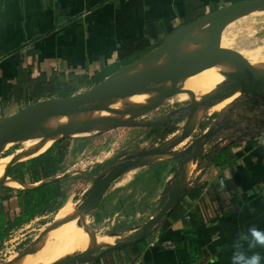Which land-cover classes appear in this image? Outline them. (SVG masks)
Segmentation results:
<instances>
[{
  "label": "crops",
  "instance_id": "0c3cea01",
  "mask_svg": "<svg viewBox=\"0 0 264 264\" xmlns=\"http://www.w3.org/2000/svg\"><path fill=\"white\" fill-rule=\"evenodd\" d=\"M239 1L245 0H0V113L11 103L47 99L86 77L98 82L128 69L184 27ZM35 116L32 125H41L53 114ZM240 121L223 126L207 143L205 163L148 229L143 249L129 246L126 264H242L238 257L257 254L264 264V245L248 238L251 227L264 231V126ZM188 176L175 190L184 189ZM15 182L21 186L10 188L26 187ZM220 192L227 197L224 206ZM154 240L170 241L175 249L150 247Z\"/></svg>",
  "mask_w": 264,
  "mask_h": 264
},
{
  "label": "rangeland",
  "instance_id": "374dc122",
  "mask_svg": "<svg viewBox=\"0 0 264 264\" xmlns=\"http://www.w3.org/2000/svg\"><path fill=\"white\" fill-rule=\"evenodd\" d=\"M209 19L210 17L192 26L193 28L190 27L186 32V38L174 39L179 35L175 33L171 41H164L151 54L128 69L115 72L98 82L86 77L73 84L69 83L65 89H62L63 92L57 94L54 90L50 97L44 100H65L99 85L102 87L115 84L138 74L146 76L172 64L184 65L189 60V48L193 47L194 43L202 42L196 50L201 48L200 53L204 51L205 54L209 51L211 54V47L208 50L202 48V45L210 41ZM218 33L219 45L224 50L233 51L249 72L261 68L259 72H250V76L256 88L264 93V7L245 10L238 16L224 19L218 27ZM160 51L164 53L162 58L149 66L153 56ZM147 68L151 71H146ZM248 76L249 73L243 72L230 56H223L181 83L180 80L185 77L175 81L165 77V80L157 79L145 89L124 96L125 106L127 104L131 106L126 109L124 115L117 122L98 128L88 135L112 128L117 123H123L125 130L113 131L106 144L92 157L88 156L89 144L79 148L80 144L90 136L71 137L73 135L66 133L59 135L57 138L63 137L61 139L65 142L62 141L66 143L64 162L55 169L42 162L40 166L33 167V170L50 173L46 181H59L64 197L57 199L50 211L12 230L0 242V264H5L12 257L20 256L36 244L57 246L68 240L67 233L62 227L55 226L54 220L64 204L69 202L73 205L80 200L82 192L77 193L72 189L75 179L79 177L90 180L88 190L86 188L83 193V197H87L88 207L85 209V227L74 232L72 237H77L82 232L94 236L106 235L112 244L138 237L143 225L155 217L173 193H182L188 188L197 169L205 163L206 156L210 153L205 152L206 145L216 137L205 138L207 132L218 127L222 129L223 126H232L239 120L242 124L243 122L258 123L264 126V101L254 99L249 92L251 85ZM177 82L180 83L178 87L177 84L172 90L167 89ZM157 90H160L157 94L160 97L147 101L146 97ZM178 91L187 94L189 98L181 97ZM137 96L141 97V100L144 99L143 103L140 102L139 109L140 104H137V107L133 106L139 102L136 101ZM214 96H218L217 99L208 103ZM37 102L36 99H28L19 105L11 103L0 113V121ZM200 102L205 103L198 107ZM178 110L180 112L177 113ZM32 124L30 123L27 128L36 125ZM139 127L141 128L138 129ZM262 129L264 130V127ZM16 143L19 142L10 139L5 144L1 142L0 158L10 153H24L29 147L26 144L19 143V146ZM48 147L40 152H46ZM146 152L148 154L131 160L115 180L100 192L103 177L122 158ZM163 156L170 157L149 162ZM22 173L26 180L23 184L26 187L11 188L14 192L0 191V196L42 184V182L37 185L29 184L28 180L31 176L26 169ZM186 174H189V178L188 182L185 181L184 189L175 190V186ZM5 186L10 188L21 185L13 183ZM155 225L156 223L151 224L149 231ZM130 250L129 247H124L107 252L101 257H98L100 251H96L89 256L73 257L64 264H94L97 259L103 264H126V251L130 252ZM32 264H44V261Z\"/></svg>",
  "mask_w": 264,
  "mask_h": 264
},
{
  "label": "bare ground",
  "instance_id": "6f19581e",
  "mask_svg": "<svg viewBox=\"0 0 264 264\" xmlns=\"http://www.w3.org/2000/svg\"><path fill=\"white\" fill-rule=\"evenodd\" d=\"M261 7L264 6L250 7L246 10H250L253 8L257 9ZM208 18L209 17H205L193 25L184 27L182 32L174 39L180 40L183 37L186 38L185 36L186 32L189 30L190 27L192 26L194 27L199 22L201 23L205 20H208ZM201 44L202 42L198 44L194 43L193 47L189 48L190 51L189 60L186 62V64L179 66V68H184L188 64L199 63L202 60L204 51L200 53L199 51L201 49L200 47H199L200 49L196 50L198 45ZM211 45L212 42L210 39V41H207L206 44L202 45V48L204 50L205 49L208 50V48H210ZM219 50L224 51L221 45H219ZM163 54L164 53L162 51L156 53V55L153 56L152 60L150 61L149 66H152L153 63L159 61L162 58ZM260 69L261 68H255L253 70H250V72H259ZM146 71H151V69L147 68ZM151 73H154V71ZM139 76H143V74H138L135 77H139ZM135 77L134 76L128 77L127 79H124L121 82L104 85L102 87L101 85H99L98 90H106L119 85L131 83ZM165 77L173 81L181 79V78H176L174 76L170 77L169 75L164 76L160 79L165 80L166 79ZM188 77L189 76L181 79L180 83L187 80ZM180 83L177 82L167 87V89L172 90L174 87H176L177 84L178 87ZM157 91H154L149 96H147L146 100L150 101L154 99L160 90ZM178 92L181 97L189 98L187 94L180 91ZM124 106H125L124 96L114 97V98H104L83 104L76 108H72L73 110L72 109L66 110V112L61 111L58 113V115H56L57 113H54L53 117H51V119H48L49 122L47 124H41V125L38 124L35 126H30L27 129L25 128L30 123H34L32 117H37V116L35 115L26 116L22 124L14 131L16 133L13 132L11 135H5L0 140V143L4 142V144L10 139L29 146L24 153L20 152L17 153L15 156H7V157H2V159H0V184L9 185L16 183L14 180L2 175V171L5 168H8L18 162L28 159L31 156L37 155L42 149L48 147L61 134L66 133L73 136H86L90 132L98 128H102L105 127L106 125L108 126L116 122L123 116V113L125 111ZM38 117H45V115H41V116L39 115ZM100 192H102V189L100 190ZM83 193L81 195L80 200L76 204L70 205V203L67 202L62 206V208L58 211V213L55 216L54 225L57 227H62L65 233H67L66 235L69 237L68 240L62 242L57 246L52 244L48 245L42 243L36 244L28 249L26 248L27 250L24 251L20 256L10 258L5 264H32L43 261L44 264H64L73 257H85L91 255L92 253H95L100 249H104V248L106 249V247L109 248L110 240L109 237L106 235L101 236L97 234V236H94L82 232L78 234L77 237L74 238L72 237L74 232H76L78 229H83L85 227L84 225V221L86 220L85 209L88 207V202H87V197L86 196L83 197Z\"/></svg>",
  "mask_w": 264,
  "mask_h": 264
},
{
  "label": "water",
  "instance_id": "95a60500",
  "mask_svg": "<svg viewBox=\"0 0 264 264\" xmlns=\"http://www.w3.org/2000/svg\"><path fill=\"white\" fill-rule=\"evenodd\" d=\"M257 6H264V0H247L218 9L213 13H211V15L209 16L210 19H209L208 31L212 42L211 45L212 53L209 54V51L206 52L199 63L188 64L184 68H179L178 64H172L154 73L143 76L135 82L119 85L106 90H98V87L96 86L93 89H90L80 94L73 95L65 100L51 99V100L38 101L37 103L29 105L26 108L21 109L18 113L11 115L0 121V140L5 135H11L22 124L24 118L28 115H38V116L49 115V114L59 113L61 111L70 110L72 108L79 107L83 104L104 98H114V97L131 95L137 91H141L145 89L151 82L160 79L164 76L170 75L176 78H183L193 75L195 72L207 68L208 66H210L212 63H214L223 56H230L232 61L243 69V72L249 73L248 80L251 85L249 92L252 94L254 99H260L264 101V93L256 88L253 82V78L250 76L249 69L244 65L243 62L239 60L237 55L233 51L219 50L218 27L221 24V22L228 17H235L242 14L246 9L250 7H257ZM217 97L218 96L211 97L208 103L214 101L215 99H217ZM204 103L205 102H200L197 106L198 107L202 106ZM220 129H221L220 127L213 129L209 131L207 134H205L204 137L208 139H212L214 136L217 135ZM146 154H148V152L136 153L122 158L120 162L117 163L114 167H112L103 177L100 183V189L109 186L115 180V178L131 163V160L136 159L138 157H142ZM178 198H179L178 193L170 196L166 200L164 205L160 208V210L155 215V217L151 218L143 225L141 234L138 237L129 241L116 243L112 247L103 249L98 253V257L103 256L105 253L109 252L112 249L116 250L124 247H129L132 245H136L139 242L145 240L147 238V233L150 225L159 222L165 216V214L171 209V207L174 205V203L177 201Z\"/></svg>",
  "mask_w": 264,
  "mask_h": 264
},
{
  "label": "trees",
  "instance_id": "16d2710c",
  "mask_svg": "<svg viewBox=\"0 0 264 264\" xmlns=\"http://www.w3.org/2000/svg\"><path fill=\"white\" fill-rule=\"evenodd\" d=\"M140 128L141 127L138 129ZM124 130L125 127L122 124L117 123L113 128L93 132L94 134L91 133L88 135L90 137L85 139L84 142L80 144L79 148H83L84 144H89L90 148L88 156L92 157L106 144V141L113 131L123 132ZM61 138L63 137L57 139L46 152H43V154L41 153V155L39 154V156L37 155L32 159L17 163L5 170V176L23 184L26 183V180L23 177L22 171L26 169L31 176L28 180L29 184H37L40 182H42V184L30 189L20 190L16 193L0 196V242H2V240H4L12 230L20 228L24 224L33 220L35 217L41 216L50 211L57 199L64 197V192L62 191L59 181H46L50 177V173H43V171L37 172L33 170V167L36 165L40 166L42 162L46 163L53 169L64 162L66 143H64L65 141ZM89 184V179L79 177L75 179L72 189L77 193H80L83 192ZM0 191L14 192L13 189L5 185L0 186ZM216 197L221 206H224L225 203H227V197L223 192L218 193ZM143 247L144 240L131 246L132 250L135 252H140ZM110 251H113V249Z\"/></svg>",
  "mask_w": 264,
  "mask_h": 264
},
{
  "label": "clouds",
  "instance_id": "9594fccd",
  "mask_svg": "<svg viewBox=\"0 0 264 264\" xmlns=\"http://www.w3.org/2000/svg\"><path fill=\"white\" fill-rule=\"evenodd\" d=\"M248 238H250L254 244L264 245V231L258 230L255 227L248 229ZM238 259L242 264H260L261 257L257 254L251 257L240 256Z\"/></svg>",
  "mask_w": 264,
  "mask_h": 264
},
{
  "label": "built area",
  "instance_id": "2783aa9c",
  "mask_svg": "<svg viewBox=\"0 0 264 264\" xmlns=\"http://www.w3.org/2000/svg\"><path fill=\"white\" fill-rule=\"evenodd\" d=\"M186 219L188 220L189 217L186 216ZM149 246L150 247H161L162 249H165V250H173L175 249V245L170 242V241H158V240H154L152 241L151 243H149Z\"/></svg>",
  "mask_w": 264,
  "mask_h": 264
},
{
  "label": "flooded vegetation",
  "instance_id": "af4514ba",
  "mask_svg": "<svg viewBox=\"0 0 264 264\" xmlns=\"http://www.w3.org/2000/svg\"><path fill=\"white\" fill-rule=\"evenodd\" d=\"M245 1H247V0H245ZM240 2H243V1H239V2H237V3H240ZM237 3H235V4H237ZM136 98V101H141V97H139V96H137V97H135ZM139 102H137V103H135L133 106H135V107H137L138 105L137 104H139ZM137 105V106H136ZM129 107H131V106H129ZM178 112H180L179 110L177 111V113ZM176 113V112H175ZM120 124H123V123H120Z\"/></svg>",
  "mask_w": 264,
  "mask_h": 264
}]
</instances>
